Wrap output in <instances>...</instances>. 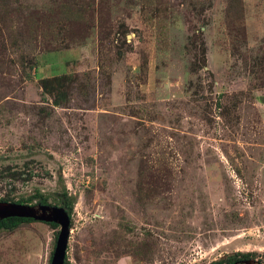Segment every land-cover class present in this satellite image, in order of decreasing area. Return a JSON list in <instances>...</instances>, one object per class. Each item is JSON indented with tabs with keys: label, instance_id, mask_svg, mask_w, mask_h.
I'll use <instances>...</instances> for the list:
<instances>
[{
	"label": "rangeland",
	"instance_id": "1",
	"mask_svg": "<svg viewBox=\"0 0 264 264\" xmlns=\"http://www.w3.org/2000/svg\"><path fill=\"white\" fill-rule=\"evenodd\" d=\"M58 1L0 0V172L16 173L0 199L65 186L70 264H263L264 0H243L242 21L227 0H95L33 34ZM63 73L71 100L54 107L38 79ZM140 168L158 194L136 193ZM58 231L1 233L0 264H50Z\"/></svg>",
	"mask_w": 264,
	"mask_h": 264
},
{
	"label": "trees",
	"instance_id": "2",
	"mask_svg": "<svg viewBox=\"0 0 264 264\" xmlns=\"http://www.w3.org/2000/svg\"><path fill=\"white\" fill-rule=\"evenodd\" d=\"M56 3L57 10L54 12L55 15H49L46 13V10L43 9L44 13L38 14L37 11H33V22L30 21V26H35L34 30L32 31L33 34H37L40 31L39 26H43L46 31H50L51 26L54 25V22L58 19H62V16H64V11L68 10L69 12L75 11L77 14H82V18L79 20L75 19L69 22H75V23H81L84 19L83 17L86 16V19H90L94 16V10L96 9L94 4L95 0H63L58 1ZM227 11H226V19L228 20L232 15L240 17L239 19L243 20V15L245 13V10L243 8L244 2L243 0H227ZM69 5V6H68ZM68 6V7H67ZM88 8L90 9L88 11ZM64 11H63V10ZM44 15L48 16L47 18L44 17ZM88 15V16H87ZM24 23H27V19H24ZM41 24V25H40ZM42 29V28H41ZM48 29V30H47ZM229 34L231 38H237V35L229 28ZM34 38H38V36L34 35ZM187 50H191L194 48L199 50L200 52V58L195 56L194 61L191 63V73L196 74L199 69L204 68L206 66L205 61V47L202 45V43L199 41L197 36H194L192 38L189 37L188 43L186 46ZM195 51V50H194ZM264 55V54H263ZM37 60L34 59V61L30 62L29 68L32 70L37 71ZM28 79H30V75L27 76ZM75 82L74 75L63 73L61 75L56 76H50L45 78L38 79V87L41 89V95L43 97H48L51 100V104L54 107H58L61 105H64L68 103L71 100V91L73 90L72 83ZM217 106L222 109L221 115L228 114V108L225 105L222 107L220 103H217ZM142 168L139 169L138 172V183H137V189L136 193L144 194V198H148L152 195H156L159 193V185L155 187H149L148 189H145V184L141 180V176L143 175L141 173ZM16 173H11L10 169H7L5 171L0 172V179H5L7 182V179L10 180H16L15 178ZM38 194V193H37ZM32 195L31 197L24 198L20 197L19 200L14 201L12 198L7 195L4 198H1V202H15L17 204H32V205H48V206H59L63 207L66 212L68 213L69 217L72 214L73 206L75 204V198L73 196H69L65 186L62 185V190L58 193H55V195L50 194L48 196L43 195ZM149 195V196H147ZM33 199H36V203H33ZM52 199V203L49 202V200ZM30 222H35L31 219H21V218H8L5 220L0 221V234L1 233H12L15 230H17L19 227H21L24 224H28ZM52 228H57L58 226L55 224H47ZM138 253L137 256L139 257V250H137ZM144 257L142 256V259ZM255 254L254 253H235L232 255L227 256L225 259L218 261L215 264H233L235 262H241L245 260H254ZM64 264H70L68 259L65 258ZM264 264V261H263Z\"/></svg>",
	"mask_w": 264,
	"mask_h": 264
},
{
	"label": "water",
	"instance_id": "3",
	"mask_svg": "<svg viewBox=\"0 0 264 264\" xmlns=\"http://www.w3.org/2000/svg\"><path fill=\"white\" fill-rule=\"evenodd\" d=\"M8 218L31 219L35 222L57 225L59 231L50 264H64L70 236V217L63 207L0 201V221ZM233 264L259 263L255 260H245Z\"/></svg>",
	"mask_w": 264,
	"mask_h": 264
}]
</instances>
